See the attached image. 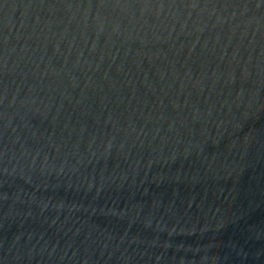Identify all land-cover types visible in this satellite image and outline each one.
Instances as JSON below:
<instances>
[{
	"label": "water",
	"instance_id": "95a60500",
	"mask_svg": "<svg viewBox=\"0 0 264 264\" xmlns=\"http://www.w3.org/2000/svg\"><path fill=\"white\" fill-rule=\"evenodd\" d=\"M0 264H264V0H0Z\"/></svg>",
	"mask_w": 264,
	"mask_h": 264
}]
</instances>
